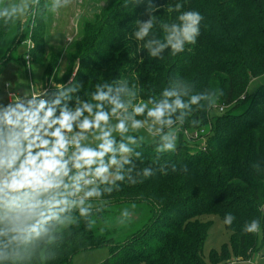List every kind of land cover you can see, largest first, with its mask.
Wrapping results in <instances>:
<instances>
[{"label":"trees","instance_id":"obj_1","mask_svg":"<svg viewBox=\"0 0 264 264\" xmlns=\"http://www.w3.org/2000/svg\"><path fill=\"white\" fill-rule=\"evenodd\" d=\"M152 3L161 6L154 13L153 30L160 39L164 35L160 24L174 22L179 15L169 7L181 3V11L200 12L203 20L197 42L185 45V51L178 55H172L169 49L162 59L151 58L143 48L144 42L133 37L139 20L149 18L145 11L148 0L137 5L133 0H109L81 23L82 34L72 56L79 59L73 81L82 84L77 95L88 99L87 94L97 83L126 79L130 86L136 85L138 100H147L167 86L169 77L189 81L196 93L221 89L224 95L214 108L193 106L191 117L179 128L175 152L157 159L154 143L144 142L138 149L142 157L134 163L137 170L152 167L157 169L156 174L135 185L125 181L120 191L103 197L109 203L90 217L95 221L93 227L89 229L81 219L67 229L55 259L47 264H70L75 253L102 246L109 248V255L100 264H218L232 255L249 259L261 244L264 83L253 93L248 87L253 78L264 75V0ZM32 19L29 17L28 24L17 22L7 27L0 20V67L14 60L26 62L31 54L37 58L35 62L45 60L41 58L47 54L51 14L39 8L34 16L35 28L30 26ZM28 40L33 46L28 47L27 55H15ZM58 55L49 63L52 72ZM241 105L245 109L235 112ZM214 109L220 113L212 115ZM192 120L198 123L193 125ZM206 129L210 134L204 148L200 140ZM165 166L166 171H159ZM185 166L187 172L182 171ZM123 203L148 206L151 215L140 226L132 220L120 224L114 206ZM228 213L236 218L226 226L230 243L220 251H211L206 259L203 249L212 222L203 221L202 216L218 215L224 220ZM252 219L260 220L261 231L244 233V224Z\"/></svg>","mask_w":264,"mask_h":264},{"label":"clouds","instance_id":"obj_2","mask_svg":"<svg viewBox=\"0 0 264 264\" xmlns=\"http://www.w3.org/2000/svg\"><path fill=\"white\" fill-rule=\"evenodd\" d=\"M72 2L48 0L43 8L58 15ZM40 6L41 0H0V20L7 27L28 24L33 17L30 26L35 28ZM160 7L148 0L149 18L139 20L133 33L156 59L166 50L178 55L185 45H194L203 20L200 12L181 11L183 5L176 3L169 11L179 15L160 24V39L153 31ZM75 77L53 85L52 92H9V102L0 103V264H47L55 259L67 229L81 219L93 227L90 217L109 203L103 197L120 191L125 181L135 185L156 174L157 169L137 170L134 163L142 157L138 149L146 139L138 135L141 130L152 138L159 159L177 150L179 128L191 117L193 106L214 108L224 95L221 89L196 93L189 81L169 77L167 86L147 100H138L136 85L126 79L97 83L89 98L81 99L77 93L82 84L74 83ZM253 167L261 170L259 164ZM182 171L187 172V166ZM132 214L124 208L117 219L124 224ZM235 219L228 213L223 224L231 226ZM242 231L259 233L260 220L245 223Z\"/></svg>","mask_w":264,"mask_h":264},{"label":"rangeland","instance_id":"obj_3","mask_svg":"<svg viewBox=\"0 0 264 264\" xmlns=\"http://www.w3.org/2000/svg\"><path fill=\"white\" fill-rule=\"evenodd\" d=\"M109 0H73L72 4L61 9L58 15L51 14L50 37L47 45V54L41 59V62H35L33 55H29V62L22 60H14L0 67V103L6 104L9 102V92L23 94V92H40L47 89L49 92L54 91L53 85H62L69 81V77L77 72L79 59L72 58L76 54L74 48L75 43L81 37V23L85 18L92 17L94 13L106 4ZM8 2V0H5ZM48 2L41 0L40 8ZM28 43L24 42L22 46L15 52V55H22L28 51ZM63 50V51H61ZM31 53V52H30ZM59 53V55H58ZM58 55V60L52 72L49 63L51 59ZM26 59L27 56H26ZM264 83V75L253 78L249 84L248 90L250 93ZM245 109V105H241L235 109V112H241ZM220 111L214 109L212 115L219 114ZM195 131V130H192ZM191 132V131H190ZM189 132V133H190ZM205 136L200 140V143H207V138L210 131L206 129L203 133ZM138 135L146 137V143H153L152 138L148 137L146 131L141 130ZM207 135V136H206ZM199 141V140H195ZM128 208L132 211L131 220L136 222L138 226L148 220L151 215L150 207L143 204L123 203L114 206L119 214L122 209ZM202 220L212 222V227L209 237L204 245V256L207 259L210 252L220 251L230 243V232L226 225L223 224V219L218 215L202 216ZM261 244L258 249L252 252L251 257L238 258L230 256L227 261H220L218 264H264V231L261 232ZM231 248V247H230ZM109 255L107 246L96 247L93 249L80 251L74 254L70 264H100Z\"/></svg>","mask_w":264,"mask_h":264},{"label":"built area","instance_id":"obj_4","mask_svg":"<svg viewBox=\"0 0 264 264\" xmlns=\"http://www.w3.org/2000/svg\"><path fill=\"white\" fill-rule=\"evenodd\" d=\"M28 46H29L30 48L33 46L31 40H28ZM27 58H29V55H27ZM27 61L29 62V59H27ZM193 137H195V138L198 137V133L195 132L194 135H193Z\"/></svg>","mask_w":264,"mask_h":264}]
</instances>
